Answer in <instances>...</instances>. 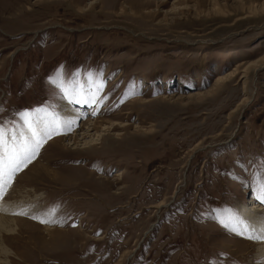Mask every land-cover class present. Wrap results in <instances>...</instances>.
Returning a JSON list of instances; mask_svg holds the SVG:
<instances>
[{"label":"rangeland","instance_id":"obj_1","mask_svg":"<svg viewBox=\"0 0 264 264\" xmlns=\"http://www.w3.org/2000/svg\"><path fill=\"white\" fill-rule=\"evenodd\" d=\"M71 108L128 125L44 138L0 198V264H264L225 227L264 216V0H0V151Z\"/></svg>","mask_w":264,"mask_h":264},{"label":"snow or ice","instance_id":"obj_2","mask_svg":"<svg viewBox=\"0 0 264 264\" xmlns=\"http://www.w3.org/2000/svg\"><path fill=\"white\" fill-rule=\"evenodd\" d=\"M99 90L100 89L97 88V91ZM68 96L69 93L65 92V97L68 98ZM92 101L94 103L97 102V97L93 96ZM69 103H80V101L75 99H69ZM22 118L25 119L29 131L32 133V143L29 144L27 141H21L18 147L12 148L11 152L0 151V198L3 197L7 187L10 186V183L13 179V175L22 170L23 167H26L27 164H29L38 154L40 147L45 142L44 138L46 137L47 139H50L54 132L56 134H59L60 128L64 125H67V127L70 128L71 125L74 123V121L71 120L62 122L58 117H53L51 121V130H48L49 126L46 125L44 136L41 138H37L38 134L36 130L32 127V122L28 119L27 114H24ZM3 146L4 136L3 133L0 132V150L3 149ZM261 167L264 168V165H262ZM5 168L8 169L7 172H5ZM256 191V199L260 203L264 204V174H262V178L257 184ZM40 222L48 223L49 221L40 220ZM238 223L243 228V231H238L236 227H231V221L225 224V227H229L230 231L236 233L237 235H244L245 233H247L249 230V226L246 225L243 220L238 221ZM259 231L261 234L248 235L246 238L256 241L264 240V224L260 226Z\"/></svg>","mask_w":264,"mask_h":264},{"label":"bare ground","instance_id":"obj_3","mask_svg":"<svg viewBox=\"0 0 264 264\" xmlns=\"http://www.w3.org/2000/svg\"><path fill=\"white\" fill-rule=\"evenodd\" d=\"M68 109H70V105H68L67 107ZM72 110L70 112L65 113V115L63 116V121H74V123L71 125L70 129H74L75 130V126L76 125V111L75 109L71 108ZM65 111V110H64ZM42 121V120H41ZM103 122H100L99 125H97V123L95 122H88L86 123L85 126H83L82 129H76L75 130V134H76V138H72L70 141L72 143V141H75L74 143H72V145H78L81 148H93L95 145L99 144L98 141L100 140V137H102V132L104 130H111V129H115V127L119 126V127H124L126 125L122 124H111V123H106V124H102ZM46 125L49 126L48 124L44 123V121L40 122V127L38 128V130L36 131L38 136L37 138H41L44 136V132L46 130ZM97 125V126H96ZM69 127H67V125H64L63 127L60 128V131L62 130L64 133L68 132ZM85 130V131H84ZM71 131V130H70ZM92 132H95V135H91ZM96 134H99L96 136ZM101 135V136H100ZM106 136V135H104ZM119 136V135H118ZM77 137L80 140H77ZM63 140V138L61 139H56L54 141V143H57L58 141ZM75 145V146H76ZM77 147V146H76ZM78 147V148H79ZM6 169V168H5ZM8 169H6L5 172H7ZM119 180V179H118ZM254 205V203L252 204ZM8 208V209H7ZM241 213L244 216L243 218L245 220H247V224L248 226L252 229V231H255L256 233H260L259 229L260 226L262 224H264V216L260 213V211H262V208L260 207H255L251 206L250 208H247L245 213L244 207L241 208ZM13 210V208H9V207H3L2 205H0V230L4 229L3 231L6 232H10L13 231L15 232L17 230V226H15V222H17L18 220L16 219H8V215L9 212H11ZM10 226H14L12 227L10 230H6V228H10ZM45 230L49 231L52 230L49 227H45ZM63 231V230H60ZM259 249H260V254L262 255V259L264 260V245H259Z\"/></svg>","mask_w":264,"mask_h":264}]
</instances>
